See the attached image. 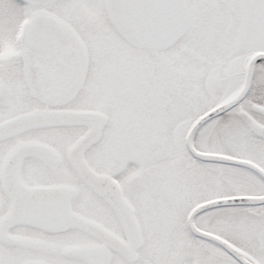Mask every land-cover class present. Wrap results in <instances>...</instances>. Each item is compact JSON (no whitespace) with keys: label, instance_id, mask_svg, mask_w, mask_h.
I'll return each mask as SVG.
<instances>
[{"label":"snow or ice","instance_id":"snow-or-ice-1","mask_svg":"<svg viewBox=\"0 0 264 264\" xmlns=\"http://www.w3.org/2000/svg\"><path fill=\"white\" fill-rule=\"evenodd\" d=\"M0 264H264V0H0Z\"/></svg>","mask_w":264,"mask_h":264}]
</instances>
